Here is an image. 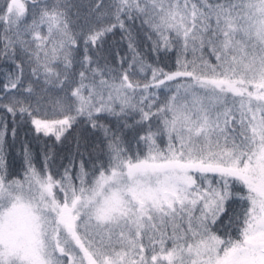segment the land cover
Returning <instances> with one entry per match:
<instances>
[{
  "label": "snow or ice",
  "instance_id": "1",
  "mask_svg": "<svg viewBox=\"0 0 264 264\" xmlns=\"http://www.w3.org/2000/svg\"><path fill=\"white\" fill-rule=\"evenodd\" d=\"M0 264H264V0H0Z\"/></svg>",
  "mask_w": 264,
  "mask_h": 264
}]
</instances>
